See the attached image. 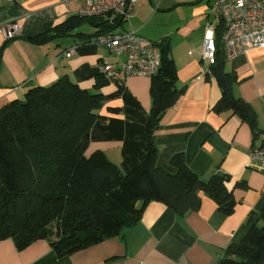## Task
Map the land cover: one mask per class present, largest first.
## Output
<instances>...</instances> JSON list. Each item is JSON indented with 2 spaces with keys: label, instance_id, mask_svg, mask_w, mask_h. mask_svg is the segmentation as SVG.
I'll return each mask as SVG.
<instances>
[{
  "label": "crops",
  "instance_id": "obj_1",
  "mask_svg": "<svg viewBox=\"0 0 264 264\" xmlns=\"http://www.w3.org/2000/svg\"><path fill=\"white\" fill-rule=\"evenodd\" d=\"M213 1L137 0L129 20L119 28H132L149 41L163 38L162 46H167L176 69V87L182 91L153 131L156 164L173 173L169 159L183 152L189 168L202 179L224 175L233 197L232 210L222 211L204 191L199 192L198 209L183 215L150 201L137 223L70 255L55 253L50 246L52 236L37 239L22 250L11 238L3 239L0 264H217L229 244L239 243L251 226L263 224L258 214L264 210V165L251 161L248 152L264 146V47L224 58L221 63L235 76L234 96L254 112V132L238 115L212 111L221 93L211 64L201 57V44L207 21L216 25L207 15ZM84 2L15 0L0 5V107L23 99L28 88L63 77L101 93L99 117L81 136L75 153L88 157L102 151L127 172L137 165L144 149L151 78L130 75L119 79L100 72L102 63L119 67L124 59L94 42L98 18H82L65 31V21L77 15ZM170 15L172 23L157 31V27H166L161 20L165 16L170 20ZM12 22L20 24V31L5 38L3 30ZM44 32L54 36L42 43L29 40ZM70 48L74 52L68 57L65 53ZM96 79L101 82L98 86Z\"/></svg>",
  "mask_w": 264,
  "mask_h": 264
},
{
  "label": "trees",
  "instance_id": "obj_2",
  "mask_svg": "<svg viewBox=\"0 0 264 264\" xmlns=\"http://www.w3.org/2000/svg\"><path fill=\"white\" fill-rule=\"evenodd\" d=\"M82 18L97 19L74 15L65 21V31ZM117 25L100 19L94 35ZM219 34L218 29L216 59L210 72L221 94L212 111H230L255 132L254 112L247 102L234 96L235 76L222 67ZM53 36L44 32L29 40L42 43ZM164 41H156L161 64L151 77L144 149L137 165L127 172L102 151L88 157L75 153L81 136L99 117L101 93L63 77L28 88L23 99L0 107V241L11 238L22 250L37 239L52 236L50 246L61 257L137 223L150 201H159L183 215L198 209L199 192L204 191L222 211L232 210L233 197L224 175L202 179L189 168L183 152L169 159L173 173L156 164L153 131L182 93L176 87V69L167 46H162ZM100 83L96 79V86ZM258 216L263 224L251 226L239 243L229 244L217 264H264V210Z\"/></svg>",
  "mask_w": 264,
  "mask_h": 264
},
{
  "label": "built area",
  "instance_id": "obj_3",
  "mask_svg": "<svg viewBox=\"0 0 264 264\" xmlns=\"http://www.w3.org/2000/svg\"><path fill=\"white\" fill-rule=\"evenodd\" d=\"M14 1L0 0V5ZM136 3L137 0H85L77 11L79 16L94 17L109 25H119L112 30L99 32L94 37L95 43L124 59L119 67L109 62L102 63L99 70L105 76L125 79L130 75H140L151 78L159 70L161 58L156 42L140 37L132 28H119L127 23ZM207 15L208 19L210 16L216 21L215 26L207 21L201 44V57L209 64H213L216 59L218 29L220 48L225 59H232L253 48L264 47V0H214ZM19 31L20 24L17 22H12L3 30L5 38L14 37ZM73 52L74 49L70 48L65 55L69 57ZM248 156L251 161L264 165V146L253 147Z\"/></svg>",
  "mask_w": 264,
  "mask_h": 264
},
{
  "label": "rangeland",
  "instance_id": "obj_4",
  "mask_svg": "<svg viewBox=\"0 0 264 264\" xmlns=\"http://www.w3.org/2000/svg\"><path fill=\"white\" fill-rule=\"evenodd\" d=\"M209 7V6H208ZM170 17V20L167 18V16H165V17H163L162 18V20H161V22H162V24H163V26H166V27H164V28H158L157 27V31H164L169 25H170V23H172V21H173V18H172V16L170 15L169 16ZM163 39V38H162ZM154 41H158L157 39L156 40H154Z\"/></svg>",
  "mask_w": 264,
  "mask_h": 264
}]
</instances>
